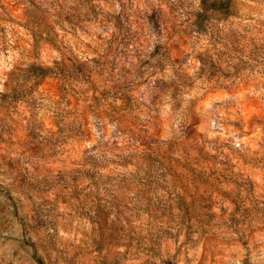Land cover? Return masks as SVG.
I'll return each instance as SVG.
<instances>
[{
  "label": "clouds",
  "instance_id": "1",
  "mask_svg": "<svg viewBox=\"0 0 264 264\" xmlns=\"http://www.w3.org/2000/svg\"><path fill=\"white\" fill-rule=\"evenodd\" d=\"M0 264H264V0H0Z\"/></svg>",
  "mask_w": 264,
  "mask_h": 264
}]
</instances>
